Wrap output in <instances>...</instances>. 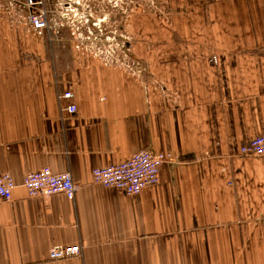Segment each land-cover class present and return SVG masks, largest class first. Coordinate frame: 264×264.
I'll return each instance as SVG.
<instances>
[{
  "label": "crops",
  "instance_id": "0c3cea01",
  "mask_svg": "<svg viewBox=\"0 0 264 264\" xmlns=\"http://www.w3.org/2000/svg\"><path fill=\"white\" fill-rule=\"evenodd\" d=\"M153 1L122 18L88 1L91 22L122 19L136 74L64 20L36 33L0 0V173L15 182L0 264H264V156L240 154L264 133V0ZM141 149L171 156L156 185L128 196L92 181ZM45 166L70 172L74 200L28 196L24 176ZM73 244L79 256L48 259Z\"/></svg>",
  "mask_w": 264,
  "mask_h": 264
},
{
  "label": "built area",
  "instance_id": "2783aa9c",
  "mask_svg": "<svg viewBox=\"0 0 264 264\" xmlns=\"http://www.w3.org/2000/svg\"><path fill=\"white\" fill-rule=\"evenodd\" d=\"M4 10L11 14V10L23 13L28 27L36 33H41L44 30H50L62 26L61 20L70 27L72 31L75 28L79 12L72 7V0H67L64 11L57 8L51 3V0H3ZM108 2L116 4L118 0H107ZM127 1V0H124ZM139 1V2H138ZM133 0H131V3ZM134 3V2H133ZM142 3V4H140ZM144 4V6H143ZM135 7L141 6L143 10L155 9L156 5L153 0H135ZM87 24L85 29L88 35H92V30L89 27L88 19H85ZM91 27L99 36L103 35L100 28V21L94 20L91 22ZM78 29V27H76ZM115 35V34H113ZM127 40L122 35H118ZM115 39L114 37H112ZM89 36L81 38V41L88 42ZM110 35L104 36V41H109ZM116 40V39H115ZM125 41L120 45L119 42L115 45V50L107 53L105 58L110 63L122 65L136 74H143L145 65L140 59H133L129 52V48H124ZM78 43H81L80 41ZM99 44H104L100 41ZM124 48V49H123ZM119 50V52H118ZM121 52V53H120ZM120 53L123 58L133 59L131 61H124L119 63L114 57ZM104 60V59H103ZM106 61V60H104ZM107 61V62H109ZM73 94L67 89L58 94V100H70ZM62 109L67 113L73 114L76 112V105L69 103L62 105ZM241 155L264 156V133L258 134L240 147ZM171 160V156L167 153H155L149 150L141 149L126 159L106 166L95 167L92 169V181L96 184L105 187H113L128 196H135L140 194L145 188L154 186L159 182L160 167ZM23 187L29 197H43L48 198L54 194H63L67 199L74 200L75 194L78 190L72 179L69 171L60 173L53 172L50 167H42L41 169L27 173L22 181ZM15 187L13 177L8 172L0 173V203L10 201L12 198V191ZM81 252L79 244L73 245H53L48 250V259L62 260L71 257L79 256Z\"/></svg>",
  "mask_w": 264,
  "mask_h": 264
},
{
  "label": "rangeland",
  "instance_id": "374dc122",
  "mask_svg": "<svg viewBox=\"0 0 264 264\" xmlns=\"http://www.w3.org/2000/svg\"><path fill=\"white\" fill-rule=\"evenodd\" d=\"M76 1H79V3H83L84 6L81 7V5H83V4H78L74 8L79 13H81V12L86 13L87 10L84 7H86V5L90 6V3L88 1H86V0H76ZM121 2L122 1H120V0L117 1L116 8L119 9L118 10L120 12L119 16H121V18H122L126 14H129L130 11L133 12V8L135 7L134 6L135 5V0H133L134 3L133 2L131 3V7H127V6H125V4H123ZM140 4H142V3H140ZM143 6H144V4H143ZM61 11H64V8H62ZM121 18L118 19V17H117V24H115L114 27H112V25L109 26V24L106 21L100 22L99 26H100V28L102 30V33H103V35H101V37L99 36V34L95 30H93V28L91 27V24H90V28L92 30V35H88V33H87L86 29H85V25L80 24L78 22V20H77V22H75L76 24H75L74 32H75V35L77 36V38H79L80 42H81V43H77V45L83 46V48L86 49V51L92 52L94 54L96 53V55H98L101 59L109 61V60H107L109 58H105L107 53L111 52L112 49L115 50V45L117 44V42H119V44L121 45L123 43V41H124L123 38L120 37V39H119V37L113 35V33L116 34V35L120 34L123 37L128 36L127 35L128 33L126 31H124L122 28L119 29V26H120L119 24L122 25V19ZM76 27H78V29H76ZM112 30H113V33H111ZM77 34H79V35H77ZM106 34L111 36V39L109 41H104V36ZM85 36H89L90 39H89L88 42L87 41L86 42L81 41V38H83ZM112 37H114L116 40L113 39ZM100 41H102L104 44H102V45L99 44ZM123 45L125 46L124 48H126V47L129 48V42H127V40H126V42H124ZM118 52H119V50H118ZM120 53H117V56L114 57L115 59H117L119 61V63H123L124 61H131V60L134 59V58L133 59H128L127 57L123 58Z\"/></svg>",
  "mask_w": 264,
  "mask_h": 264
},
{
  "label": "flooded vegetation",
  "instance_id": "af4514ba",
  "mask_svg": "<svg viewBox=\"0 0 264 264\" xmlns=\"http://www.w3.org/2000/svg\"><path fill=\"white\" fill-rule=\"evenodd\" d=\"M86 1H91V0H86ZM107 1V0H106ZM120 1H122L121 3H123V4H125V6H127V7H131V0H127V1H124V0H120ZM61 2V3H60ZM108 2V1H107ZM51 3L53 4V5H55L56 6V4H57V8L59 9V8H64L65 9V7L67 6L66 4H68L67 3V0H51ZM71 4H72V7L75 5V6H77L78 4H83V3H79V1H76V0H72V2H70ZM111 3V2H110ZM84 6V4L83 5H81V7H83ZM117 6V2H116V4H115V6L114 7H116ZM86 10H87V12L86 13H80L79 14V16H78V18H76L77 20H78V22L80 23V24H82V25H85V24H87L86 22H85V19H88V24H92V23H90L91 22V20H90V18L92 17V13H89V11H90V9H89V5H86V7H84ZM83 8V9H84ZM87 25H85V27H86ZM58 30H59V28H58ZM111 33H113V30L111 31Z\"/></svg>",
  "mask_w": 264,
  "mask_h": 264
},
{
  "label": "bare ground",
  "instance_id": "6f19581e",
  "mask_svg": "<svg viewBox=\"0 0 264 264\" xmlns=\"http://www.w3.org/2000/svg\"><path fill=\"white\" fill-rule=\"evenodd\" d=\"M162 153V152H161Z\"/></svg>",
  "mask_w": 264,
  "mask_h": 264
}]
</instances>
